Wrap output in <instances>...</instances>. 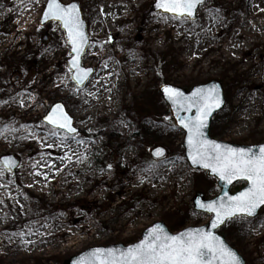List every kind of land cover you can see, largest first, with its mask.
Instances as JSON below:
<instances>
[{"label":"rangeland","instance_id":"1","mask_svg":"<svg viewBox=\"0 0 264 264\" xmlns=\"http://www.w3.org/2000/svg\"><path fill=\"white\" fill-rule=\"evenodd\" d=\"M47 1L0 0V158L20 161L15 173L0 163V264H63L90 248L133 245L158 222L175 234L208 224L211 217L196 212L193 200L220 190L189 166L184 132L160 87L190 91L220 81L227 106L214 119L213 139L264 144V34L242 28L264 14V0H208L195 21L155 13L156 0H61L80 4L89 24L84 65L95 76L83 88L73 82L60 25L40 26ZM118 6L122 15L111 12ZM257 21L264 28V15ZM220 29L223 38L215 39ZM237 32L243 48L234 54L226 47ZM203 42L222 47L204 51ZM100 94L109 103L106 118ZM59 102L80 133L44 123ZM56 137L73 141L60 145ZM156 147L168 151L167 159H152ZM57 168L68 171L60 185L53 184ZM221 234L246 264H264V209L255 219L229 221Z\"/></svg>","mask_w":264,"mask_h":264},{"label":"snow or ice","instance_id":"2","mask_svg":"<svg viewBox=\"0 0 264 264\" xmlns=\"http://www.w3.org/2000/svg\"><path fill=\"white\" fill-rule=\"evenodd\" d=\"M202 3L203 0H158L155 7L172 13L174 18H188L195 15L197 6ZM49 18L62 21L68 30L73 52L76 53L72 60V66L77 69L75 78L83 82L91 69H83L79 64L88 37L78 5L65 6L60 0H50L45 14V19ZM163 91L177 106V119L187 129V145L193 164L211 169L229 184L236 179L250 182V187L238 195L225 194L217 201L198 202L200 208L215 213L211 227L215 229L233 217L255 216L257 209L264 206V148H260L257 154L253 149H237L208 139L204 131L208 119L223 103L218 86L197 88L190 97L170 86H165ZM193 107L197 113L195 117L179 114L180 109L191 112ZM47 119L69 132L76 131L63 105H56ZM163 151L157 149L156 155L162 156ZM77 264H242V261L224 240L207 229L195 228L170 235L156 225L144 240L127 250L117 252L116 249L97 248L78 260Z\"/></svg>","mask_w":264,"mask_h":264},{"label":"water","instance_id":"3","mask_svg":"<svg viewBox=\"0 0 264 264\" xmlns=\"http://www.w3.org/2000/svg\"><path fill=\"white\" fill-rule=\"evenodd\" d=\"M207 1H208V0H203V3H202L201 5H198V6H197V8H196V10H195V15L192 16V17H188V19H189V20H192V21H193V20H196V19H197V15H198V11H199L200 7H201L202 5H204ZM157 2H158V0H156L155 4H154V6H153V9H154V11H155L156 13H162V14H167V15H171V16H173L172 13L165 12V11H163L162 9H159V8L155 7V5L157 4ZM49 3H50V0H48V3H47V5H46V7H45V10H44V12H43L42 19H41V26H42V27H45V26H47L48 24H51V23H59V24L61 25V29L64 31L65 38H66L67 42L70 44V46H71V55H72V57H71L70 60L68 61V64H69V67L71 68V70L73 71V80H74V82L76 83V85H77L79 88H82V87H84V86H87V85L89 84V82L91 81V79L94 77V75H95V71H94V69H92V68H86V67H84V65H83L84 57H85V55H86V53H87V51H88V49H89V46H90V37H89V33H88V23H87V21L84 19V15H83L82 8H81V6H80L78 3H76V2L69 3V4H64V3H62L61 0H60V3L64 4L65 6H71L72 4H76V5H78V7H79V9H80V16H81V19L83 20V23H84V32H85V34H86L87 37H88V40H87V46L84 48V50H83V54L80 56L79 64H80V67L83 68V69H91V73H90V75L87 77V79L83 80V82H80V81H78V80L75 78V76H76V74H77V69L74 68V67L72 66V60L75 58L76 53L73 52V45H72V43H71V41H70V39H69V37H68V30L64 27L63 22L60 21V20L51 19V18H49V19H45V14L47 13V6H48ZM44 40L47 41V37H46ZM212 85H216V86L219 87V90H220V94H221V97H222L223 103L221 104V106H220L219 108L215 109V110L212 112V115H211V116L209 117V119H208V126H207V128L204 129V131H205L206 134H207L208 139H210V140H214V141H216V142H218V143H221V144L229 145V146H231V147H233V148H237V149H239V148L253 149V150H255V151L257 152V154L259 153V149H260V148H264V144H261V145H253V146H243V145H236V144H231V143L221 142V141H217V140L211 138V136H210V132H211V127H212L213 120H214L215 116H216L219 112H221V111L225 108V106H226L225 93H224L223 85H222L221 82L214 80V81H211V82H209V83H207V84H203V85H200V86H196V87H194V88H193L191 91H189V92H188V91H185V90H183V89H181V88H178V87L172 86V85H163V86L160 88V92H161V94H162V97H163L165 103H166V104L169 106V108H170V113H171V116H172V118H173V120H174L175 125H176L178 128H180L181 130H183L184 133H185V139H184L183 147H184V150H185V157H186V159H187V161H188V163H189V166L191 167V169H193V170H197V171H203V172L207 173L208 176H209L210 178H214L215 180H217V182H218V187H219V189L221 190L219 196H217V197L214 198V199H205V195H204L203 193H201V192L198 193V194L196 195V197L194 198L195 211H196V212H199V213L207 214V215L211 216L212 219H211V221H210L207 225H205V226H202V227H190V228H187V229L181 231L180 233L185 232V231H187V230H189V229H195V228H204V229H207L208 231L214 232L217 236H219L222 240H224L225 243H226L231 249H233V250L239 255V257L241 258L242 264H246L245 260H244L243 257L238 253V251L235 250L234 248H232V247L226 242V240H225L222 236H220V235L217 233L222 227H224V225L227 224L228 221H225L224 224H222V225H220L219 227L213 229V228L211 227V224H212V221L215 219V213L209 212V211H207V210L204 209V208H200L198 202L210 203V202H213V201H217V200H219L220 197L225 196V194H227V196H235V195H238L239 193H241L242 191H245L248 187H250V182H248V181H246V180H243V179H236V180H233L232 183L229 184V183H227L226 181L221 180L220 177H219L217 174H214V173L211 171V169L204 168L202 165H199V164H193V162H192V158H191V156H190V154H189V151H190V150H189L188 145H187V129L184 128V126H183V124L180 122V120L177 119V106L174 105V104L172 103V101L169 100V99L167 98L166 94H165L164 91H163V88H164L165 86H170V87H174V88L179 89L181 92H183V94H184L185 97H190V96L192 95V93H193L197 88H201V87H209V86H212ZM58 104H59V105H63V110H64V112H66V113L68 114V116L71 117L70 114L68 113V111H67L65 105H64L63 103H57L56 105H58ZM56 105H54V106L51 108V110L48 112V114H47L46 117L44 118V122H45L46 124L52 126V127L55 128V129H60V130L66 131V132H67L68 134H70V135H75V134H77V133L79 132V130H78L77 128H75V126H74V119H73L72 117H71V126H72L73 128L76 129L75 132H69L66 128L57 127L56 125H54V124H52V123H50V122L48 121L47 117H48L49 115L52 114V112H53V111L55 110V108H56ZM179 114L182 115V116H185V117H187V116H189V115L195 117V115H196L197 113H196V109L193 107L192 110H191V112L185 111L184 109H180V110H179ZM157 149H163V150H164L162 156H157V155H156V151H157ZM166 156H167V151H166L164 148H162V147H158V148L154 149L153 152H152V157H153V159H154V160H157V161L163 160ZM8 162H10V165H11V166L9 165ZM1 163L3 164V166H4L7 170H11V171H13V172L16 171V169H17V168L19 167V165H20L19 161H18L14 156H4V157H2V158H1ZM238 183H245L246 186H245L243 189L237 191L236 193H232V189H233V187H234L236 184H238ZM263 208H264V206H261V208H258V209H257V213H256L255 216H241V217H248V218L254 219V218H256V217L259 215L260 211H261ZM235 218H237V217H233L232 219H235ZM232 219H231V220H232ZM156 225H160V226H161L165 231H167L170 235H179V234H180V233L173 234V233L169 230V228L166 226L165 223H163V222H158V223L154 224L153 226L149 227L148 229H146V230L144 231L143 236H142V239H141L138 243H140L142 240H144V239L147 237V235H148V233H149V230H150L151 228H153L154 226H156ZM138 243H136V244H138ZM136 244L129 245V246H125V245H123V244H118V245H111V246H107V247H95V248H90V249H88V250H86V251L80 253L79 255L74 256V257H72V258L66 260V261L64 262V264H77V261H78V260H80L82 257L86 256L88 253H91L92 251H94V250L97 249V248L116 249L117 252H119L120 250H127V248H129V247H133V246L136 245Z\"/></svg>","mask_w":264,"mask_h":264},{"label":"bare ground","instance_id":"4","mask_svg":"<svg viewBox=\"0 0 264 264\" xmlns=\"http://www.w3.org/2000/svg\"><path fill=\"white\" fill-rule=\"evenodd\" d=\"M115 10H117V13H118V15H122V12H124V10H125V7L123 8L122 6H118V7H116L115 9H113L111 12L113 13V12H115ZM264 14L262 13V12H257V13H255L254 15H253V17L252 18H249L244 24H243V29H245V30H248L247 32L250 34H253V35H259L258 33H261V32H263V34H264V28L262 27V26H260L259 24H258V21H257V19H259V18H261L262 16H263ZM92 34H95V30H93L92 31ZM215 39H220L221 40V38H223V29H220L216 34H215V37H214ZM242 38H243V34H242V32H237L236 33V35L234 36V37H232L231 39H230V42L228 43V45H227V47H226V49L228 50V52H232V51H235L234 52V54H239V49L240 48H243V44L242 45H239V42L238 41H240V40H242ZM259 39H264V36L262 35V37L260 36V38ZM220 40H219V43H220ZM247 41H249V39H246V41H242L241 43H244V44H247ZM221 45H218V46H216V45H211V44H208V45H205V43L203 42V47H202V49L204 50V51H212V52H214V53H217L218 51H219V49H221ZM245 51L247 52V54H250V48L248 47L247 49H245ZM218 58H215V60H217ZM241 61V60H240ZM240 61H238V62H240ZM210 66H211V64H210ZM208 69L210 68V67H207ZM134 74H136V72H134ZM134 77V76H133ZM137 77V75H135V78ZM257 88H258V90L260 89V87H261V85H260V83L258 82L257 84ZM112 99L114 100L115 99V96H113L112 97ZM97 102L99 103V104H101L102 105V110L101 111H99V114H100V117L101 118H106V117H108L107 116V114H105V113H102L103 111H105V110H109V103L107 102V101H105V96L103 95V94H100V95H98V97H97ZM97 108V107H96ZM86 119L87 118V116H82V117H79V121H83V119ZM92 127V125H91V123H89V121L86 123V129H88V128H91ZM57 141H58V143L60 144V143H62V140H67V141H73V139H67V138H63V137H56L55 138ZM85 140H91V139H88V138H85ZM61 145V144H60ZM70 168V167H69ZM71 172V171H70ZM67 173H68V171L67 170H65V169H60V168H57V171L55 172V175H53L52 177H53V184H55V185H60L63 181H65V178H66V175H67ZM68 179H66V181H67ZM57 191H60L59 189L57 190Z\"/></svg>","mask_w":264,"mask_h":264},{"label":"trees","instance_id":"5","mask_svg":"<svg viewBox=\"0 0 264 264\" xmlns=\"http://www.w3.org/2000/svg\"><path fill=\"white\" fill-rule=\"evenodd\" d=\"M21 60H24V58H21ZM37 69H38L37 63H36V61H33L32 62V70L38 71ZM4 90H5V88L0 86V91L3 92Z\"/></svg>","mask_w":264,"mask_h":264}]
</instances>
